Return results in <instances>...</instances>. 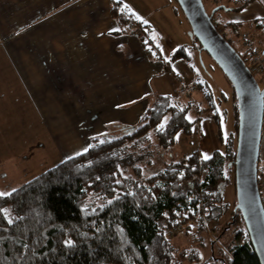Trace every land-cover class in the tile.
<instances>
[{
  "label": "trees",
  "instance_id": "1",
  "mask_svg": "<svg viewBox=\"0 0 264 264\" xmlns=\"http://www.w3.org/2000/svg\"><path fill=\"white\" fill-rule=\"evenodd\" d=\"M230 1L232 7H227L241 11L254 0ZM113 15L128 25L118 4ZM228 24L239 31L234 22ZM257 26L264 27V22ZM146 46L147 52H153ZM197 47L203 50L199 41ZM239 53L246 62V56ZM172 56L188 59L190 52L184 45ZM233 89L237 133L224 139L223 149L214 150L210 159L194 150L142 178L141 168L134 167L135 157L127 155L128 144L146 142L153 131L159 145L169 147L176 144L178 134L191 136L194 131L187 107L160 94L131 133L103 140L97 137L87 151L33 176L10 195L0 196V264H180L192 258L194 254L187 255L185 249L177 252L169 235L180 222L183 227L189 225L186 232L193 225L200 232L207 221H218L230 212L223 199L232 175L235 181L239 105ZM214 117L219 121L218 115ZM260 162L261 156L259 175ZM129 168L133 175L124 174ZM94 194L102 200L100 204L89 202ZM236 204L220 231L222 237L235 229L229 264H260ZM69 240L71 245L66 243ZM195 251V260L200 261L201 253ZM212 258L219 259L215 253Z\"/></svg>",
  "mask_w": 264,
  "mask_h": 264
},
{
  "label": "crops",
  "instance_id": "2",
  "mask_svg": "<svg viewBox=\"0 0 264 264\" xmlns=\"http://www.w3.org/2000/svg\"><path fill=\"white\" fill-rule=\"evenodd\" d=\"M117 4L139 18L130 0H0V133L11 128L15 135L32 126L34 116L36 125L48 124L59 136L55 148L82 150L88 128L92 137L103 134L128 115H143L155 95L165 94L153 80L164 75L166 54L152 57L146 40H131L120 30L113 15ZM164 4L160 0L155 8ZM236 12L247 24L232 19ZM230 15L239 31H249L250 24L255 35H264L257 26L264 22V0Z\"/></svg>",
  "mask_w": 264,
  "mask_h": 264
},
{
  "label": "rangeland",
  "instance_id": "3",
  "mask_svg": "<svg viewBox=\"0 0 264 264\" xmlns=\"http://www.w3.org/2000/svg\"><path fill=\"white\" fill-rule=\"evenodd\" d=\"M143 1H145V4L142 3V0H130L135 5V8H133L135 15L139 17L138 19L144 25L146 23L151 25L152 32L142 26L132 13L124 9V6L118 4L119 10L129 20L128 25L125 22L121 23L120 30L131 36V40H139L140 42L142 37L148 34L142 42L146 40V45L153 51L151 52L152 57H159L161 50L166 54L165 59L169 65L163 68L165 70L164 75L153 80V85L155 87L159 85L160 89L164 90L163 93L170 95L175 103L187 107L188 116L195 122V125L191 136L180 133L176 144L169 147L160 146L153 131L149 133L146 142H140L137 145L133 142L134 147L131 143L128 144L126 147L127 155L135 157L134 167L141 168L142 178L157 173L164 169L166 164L186 157L194 150H198L202 158L204 154L210 157L214 150L223 149L224 139L228 141L232 133H237L234 117L233 84L218 63L205 50L198 49V41L190 35V22L177 0H164L166 4L161 5L158 9L155 8V5L160 0ZM230 2V0H204L209 13L217 6H230ZM227 8H221L213 15L221 33L229 37L236 49L242 54L244 53L243 46L246 40L245 34L251 38L255 46L259 44V47H257L260 51L263 50L261 49L264 48L263 33L255 35L253 25L250 24L248 25L249 31L245 27L238 32L232 30L228 23L232 17L230 13L234 10ZM10 10L12 11L11 7H9ZM129 14H132V16ZM235 14L232 19L235 17L236 20L247 24V21L239 18L243 16V13L236 12ZM250 14L246 16L247 19H251ZM184 45L190 52V58L174 59L173 52ZM240 45L242 48L239 47ZM138 54L139 52L136 51L137 57ZM250 65L254 68L253 73L260 86L264 88V69H261L260 63L253 59L250 60ZM185 86L188 87L185 89ZM17 93L21 94V91L18 90ZM73 100L75 103V98ZM215 115L219 116V121L216 120ZM142 116L141 111H138L132 117L128 115L121 119L119 123L114 124L113 128L108 129L107 132L93 137L89 132L92 129L88 128V132L85 133L89 138L87 137L86 146L82 150L75 149L73 146L70 149L63 150L55 148L53 140L55 138L59 139V136L53 135L52 127H49L48 124L43 125L40 121L36 125L34 116L30 119L33 125L28 124L29 126L23 127V130L21 129L15 135H11L12 129L9 128L8 134L0 133V192L8 193L9 190L6 189H16L20 182L24 184L30 179L28 177H31V175L39 174L44 169L55 166L63 159L82 153L92 145L97 137L103 140L105 137L115 138L131 133L143 123ZM24 120L26 122V118ZM8 122L10 124V120ZM219 128L222 129V133ZM221 134H223V137H220ZM260 156L259 187L264 200V126ZM124 174L133 175V168H129ZM223 201L232 212L234 204L237 202L234 175L226 185ZM89 202L100 204L102 200L94 194L89 198ZM230 212L218 221H207L203 231H196L193 225L186 232L189 225H184L182 231L175 233L174 236L169 235L177 252L185 249L187 255L188 253L194 254L192 258L189 256L180 264H229V258L231 257L229 246L232 245L234 240L235 229H229L222 237H220V231L230 221ZM190 249L192 250L190 251ZM198 249L201 253L200 261L195 260V250L198 251ZM213 253L219 259L212 258Z\"/></svg>",
  "mask_w": 264,
  "mask_h": 264
},
{
  "label": "water",
  "instance_id": "4",
  "mask_svg": "<svg viewBox=\"0 0 264 264\" xmlns=\"http://www.w3.org/2000/svg\"><path fill=\"white\" fill-rule=\"evenodd\" d=\"M177 2L190 22V35L218 63L237 93L239 129L235 159V211L241 212L260 264H264V203L258 168L264 126V88L260 87L244 58L213 21L214 13L227 7L217 6L209 13L204 0Z\"/></svg>",
  "mask_w": 264,
  "mask_h": 264
},
{
  "label": "built area",
  "instance_id": "5",
  "mask_svg": "<svg viewBox=\"0 0 264 264\" xmlns=\"http://www.w3.org/2000/svg\"><path fill=\"white\" fill-rule=\"evenodd\" d=\"M245 42H244V53L246 56V64L249 66V68L252 70L253 69L252 66L250 65V60H255L258 63H260V67L261 69H264V56H263V52L259 50V48L257 46L254 45L253 41L251 40V38L247 35H245ZM259 82V81H258ZM260 85V84H259ZM261 87V86H260ZM263 88V87H261ZM183 229V223H178L177 226L172 230V232L170 233V235L172 236V234L174 235L177 232L182 231Z\"/></svg>",
  "mask_w": 264,
  "mask_h": 264
},
{
  "label": "snow or ice",
  "instance_id": "6",
  "mask_svg": "<svg viewBox=\"0 0 264 264\" xmlns=\"http://www.w3.org/2000/svg\"><path fill=\"white\" fill-rule=\"evenodd\" d=\"M161 128H163V125H161ZM85 151H87V149H85ZM77 155H79V153H77ZM205 160L210 159V157L207 154H204L203 157ZM4 195H10V193H4V192H0V196H4ZM9 223H11V221H9ZM66 243L68 245H71L73 242L71 240L66 241Z\"/></svg>",
  "mask_w": 264,
  "mask_h": 264
}]
</instances>
